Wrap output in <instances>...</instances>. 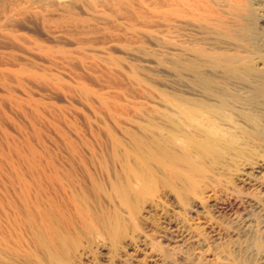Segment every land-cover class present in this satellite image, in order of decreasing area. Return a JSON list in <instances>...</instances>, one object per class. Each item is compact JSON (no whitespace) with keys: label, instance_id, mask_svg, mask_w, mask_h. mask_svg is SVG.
<instances>
[{"label":"rangeland","instance_id":"374dc122","mask_svg":"<svg viewBox=\"0 0 264 264\" xmlns=\"http://www.w3.org/2000/svg\"><path fill=\"white\" fill-rule=\"evenodd\" d=\"M157 4L0 0V264H261L264 133L183 156Z\"/></svg>","mask_w":264,"mask_h":264},{"label":"bare ground","instance_id":"6f19581e","mask_svg":"<svg viewBox=\"0 0 264 264\" xmlns=\"http://www.w3.org/2000/svg\"><path fill=\"white\" fill-rule=\"evenodd\" d=\"M157 5L164 36L173 34L163 47L173 58L183 156L196 150L202 159L218 152L232 127L244 131L241 120L264 133V61L259 59L264 42L258 28L264 16L248 0H159ZM261 194L249 208L233 212L241 230L264 231V188ZM258 259L264 264V254Z\"/></svg>","mask_w":264,"mask_h":264}]
</instances>
